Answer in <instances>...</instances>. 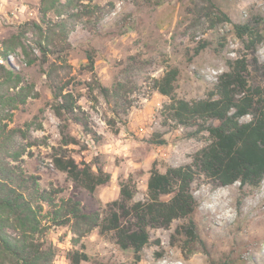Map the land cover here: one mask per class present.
<instances>
[{"label": "rangeland", "instance_id": "374dc122", "mask_svg": "<svg viewBox=\"0 0 264 264\" xmlns=\"http://www.w3.org/2000/svg\"><path fill=\"white\" fill-rule=\"evenodd\" d=\"M51 2L0 0V64L19 75V81L7 78L0 69V177L10 171L36 177L25 192L42 206L39 219L57 248L53 263L71 264L67 254L78 249L91 256L81 264H264V178L253 188L199 175L192 184L198 201L192 218L200 239L173 236L184 219L150 228L151 242L138 262L113 232L101 234L86 220L55 225L52 219L56 211L66 215L75 201L84 211L104 214L130 176L134 200H144L154 165L165 172L187 164L209 143L207 131L191 137L196 128L165 116L170 98L155 80L171 67L180 72L176 95L195 100L208 97L229 62L245 55L250 84L264 91V39L247 50L235 30V24L251 23L264 35V0H59L46 10ZM13 35L27 53L18 47L7 64L1 52ZM20 87L29 94L24 103L17 97ZM56 92L73 93L74 113H56L62 100ZM155 133L167 143H153ZM54 156H71L95 171L101 167L111 178L89 192L56 168Z\"/></svg>", "mask_w": 264, "mask_h": 264}, {"label": "trees", "instance_id": "16d2710c", "mask_svg": "<svg viewBox=\"0 0 264 264\" xmlns=\"http://www.w3.org/2000/svg\"><path fill=\"white\" fill-rule=\"evenodd\" d=\"M58 1L52 0L46 10L53 8ZM235 30L244 40L247 50H253L264 39L263 33L251 23L235 24ZM18 47L27 53L19 35L4 40L1 56L7 64H10L9 56L16 53ZM34 61L30 58L28 63ZM93 63L91 58L90 65L93 66ZM228 65L229 69L219 76L206 98L187 100L176 95L175 87L180 73L178 67H171L155 80L156 89L170 98L163 108L167 119L184 128H196L188 132L191 137L208 132L209 143L193 155L191 162L169 166L165 172L154 165L144 200H134L136 183L130 176L121 184L120 198L108 203L104 214L84 211L79 206L80 202L75 201L67 206L66 215L55 212L52 218L55 225H65L72 219L89 221L92 226L99 227L101 234L113 232L121 248L134 250L138 262L144 248L151 242L150 228H167L174 220L184 219L185 222L176 228L173 236L200 239L198 226L192 218L198 208L192 184L199 175L221 185L240 181L242 187L259 186L264 178V91L250 84L249 64L245 55L230 61ZM0 69L7 78L16 75L19 81V75L12 67L8 68L2 63ZM24 89L20 87L17 94L22 103L29 95L23 93ZM103 91L107 93L108 89L103 88ZM55 97L62 99L56 108L60 117L66 112H75L76 101L72 92H56ZM12 101L17 102L15 98ZM246 115H252V118L242 122L241 118ZM83 124L88 129V124ZM151 141L159 145L167 143L161 133H155ZM67 142H75V139L69 138ZM53 162L77 186L89 192H94L111 178L101 167L95 171L90 163H78L71 156H54ZM18 177L22 182L19 185L14 179ZM31 180L36 182V177L25 179L16 176L13 171L0 177V264H54L57 248L49 241L47 227L39 219L42 206H35L34 195L28 198L25 192L32 188L28 182ZM39 195L40 200H49L43 194ZM164 196L169 198L163 199ZM67 258L71 264L91 260L87 252L78 249L68 252ZM97 264L109 263L97 261Z\"/></svg>", "mask_w": 264, "mask_h": 264}]
</instances>
